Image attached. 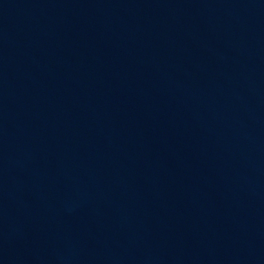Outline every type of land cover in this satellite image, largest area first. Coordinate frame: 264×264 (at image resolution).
I'll return each instance as SVG.
<instances>
[{"label":"water","instance_id":"water-1","mask_svg":"<svg viewBox=\"0 0 264 264\" xmlns=\"http://www.w3.org/2000/svg\"><path fill=\"white\" fill-rule=\"evenodd\" d=\"M0 264H264V0H0Z\"/></svg>","mask_w":264,"mask_h":264}]
</instances>
